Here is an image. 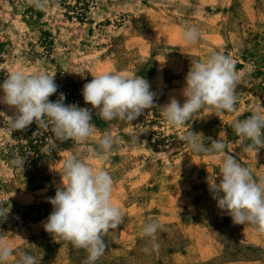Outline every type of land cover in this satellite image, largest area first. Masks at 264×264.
Instances as JSON below:
<instances>
[{
  "label": "rangeland",
  "instance_id": "rangeland-1",
  "mask_svg": "<svg viewBox=\"0 0 264 264\" xmlns=\"http://www.w3.org/2000/svg\"><path fill=\"white\" fill-rule=\"evenodd\" d=\"M185 25L198 27L196 45L181 40ZM213 52L230 56L242 73L236 111L204 108L180 128L166 125L159 108L173 97L183 104L191 65ZM16 70L55 74L58 89L49 100L63 93L65 105L90 109L95 132L76 144L54 140L35 122L10 131L6 116L15 109L0 103V210H8L0 215V241L15 250L7 264H16L20 252L36 264H85L84 249L43 227L70 154L111 174L112 202L124 216L105 237L108 247L96 264H264V235L234 224L210 191L209 178L220 182L223 154L195 153L181 139L192 131L208 147L220 136L224 154L254 178L264 176V148L250 149L232 128L264 105V0H52L45 10L28 0H0V84ZM108 72L146 79L155 106L131 123L102 120L82 89ZM105 132L118 143L102 161L94 152ZM17 157H25L22 171ZM154 219L163 230L143 236L142 226ZM153 240L158 250L145 253Z\"/></svg>",
  "mask_w": 264,
  "mask_h": 264
},
{
  "label": "clouds",
  "instance_id": "clouds-1",
  "mask_svg": "<svg viewBox=\"0 0 264 264\" xmlns=\"http://www.w3.org/2000/svg\"><path fill=\"white\" fill-rule=\"evenodd\" d=\"M51 2L28 0L29 5L38 10L47 9ZM200 38L196 25H185L181 31L185 45H196ZM54 75L44 71L29 74L23 70L8 74L0 84L3 92L0 103L15 109L13 116H6L8 128L10 131L23 130L35 122L42 130L50 129L54 140L82 144L95 132L91 111L76 104L65 105L63 93L51 102L49 97L58 89ZM241 78L242 73L237 71L234 60L222 53L213 52L205 60L195 62L185 77L183 104L173 97L159 108L164 122L170 127L180 128L204 108L215 113L235 112L236 90ZM82 96L86 104L97 110L102 120L128 123L153 108L156 100V93L150 90L146 79L117 72L93 76L84 84ZM232 128L237 136L250 142V149L256 148L258 152L264 148V105L257 106L246 119L234 120ZM181 139L195 153L223 154L220 182L216 183V176L209 178L217 207L226 211L234 224L251 225L264 235V176L254 178L249 168L242 166L233 156L224 154L226 144L220 136L208 147L204 138L198 139V134L192 131ZM117 143L110 132H105L97 140L94 155L102 161L108 159ZM13 163L22 171L25 157H17ZM59 174L60 186L55 196L48 198L53 211L43 224L44 230L54 239L59 238L77 249H84L87 253L85 264H96L108 247L105 237L124 219L121 209L112 202L113 178L108 171L94 168L77 154L65 158ZM7 211L0 210V215H6ZM163 227L159 220L154 219L142 226L141 233L152 238ZM158 248L159 244L153 240L151 249L145 247L144 252ZM14 253L9 243L0 241V264H7ZM17 255L16 264H36V258L31 254L20 252Z\"/></svg>",
  "mask_w": 264,
  "mask_h": 264
},
{
  "label": "trees",
  "instance_id": "trees-1",
  "mask_svg": "<svg viewBox=\"0 0 264 264\" xmlns=\"http://www.w3.org/2000/svg\"><path fill=\"white\" fill-rule=\"evenodd\" d=\"M59 95H56L54 97H51L50 99L53 100V101H56L58 99Z\"/></svg>",
  "mask_w": 264,
  "mask_h": 264
}]
</instances>
